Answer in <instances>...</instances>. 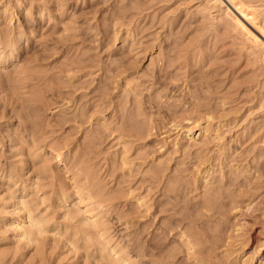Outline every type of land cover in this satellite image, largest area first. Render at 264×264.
Masks as SVG:
<instances>
[{
    "label": "rangeland",
    "instance_id": "1",
    "mask_svg": "<svg viewBox=\"0 0 264 264\" xmlns=\"http://www.w3.org/2000/svg\"><path fill=\"white\" fill-rule=\"evenodd\" d=\"M234 29L213 0H0V264L264 261V58Z\"/></svg>",
    "mask_w": 264,
    "mask_h": 264
},
{
    "label": "bare ground",
    "instance_id": "2",
    "mask_svg": "<svg viewBox=\"0 0 264 264\" xmlns=\"http://www.w3.org/2000/svg\"><path fill=\"white\" fill-rule=\"evenodd\" d=\"M213 2H215V3H217L218 5H219V7H220V9H222V12L224 13V15H225V17H226V19L228 20V22H230L231 24H233V27L236 29V28H239V29H237V30H240V29H242L244 32H246V33H248V35H250V39H251V43H252V45L253 46H255V47H258V48H260V50L262 51V53H263V58H264V41L263 40H260V38L255 34V33H252V29L250 30V28H249V26L248 25H253V26H255V25H257L259 22H260V20L258 19V14H259V10L257 9V6L255 7V4L254 5H252V4H248V3H246L244 0H213ZM259 8V7H258ZM262 8V7H261ZM260 9V8H259ZM221 11V10H220ZM261 16V15H260ZM263 16V15H262ZM260 18V17H259ZM221 19H223V17L221 18ZM261 22L262 23H260V25L261 26H259V27H261V29L262 30H260V31H263L264 32V19L262 20L261 19ZM251 27V26H250ZM256 27V26H255ZM234 29V30H235ZM256 29H257V27H256ZM236 31V30H235ZM242 31V32H243ZM241 32V31H240ZM262 32V33H263ZM2 39V38H1ZM1 39H0V41H1ZM248 39H249V37H248ZM3 40V39H2ZM0 56H1V54L2 53H5V55H12L13 54V52H14V50L16 49V46H15V43L14 42H12V41H9V40H7L6 42H0ZM253 48V47H252ZM258 48H256V49H258ZM82 90V89H81ZM105 96V95H104ZM94 117V116H93ZM207 127V126H206ZM51 128V127H50ZM205 128L204 127H202V126H200V130L202 131V133H203V130H204ZM208 129V127L206 128V130ZM189 135V134H188ZM194 137V136H193ZM59 154V153H58ZM57 160V159H56ZM68 168H70V167H68ZM73 169V168H72ZM72 169L70 168L68 171H72ZM155 169V168H154ZM70 171V172H71ZM72 173L73 174H75L74 173V171H72ZM222 175V174H221ZM75 176V175H74ZM205 179H206V177H204ZM208 178V177H207ZM206 181V180H205ZM244 191V190H243ZM217 196V195H216ZM215 196V197H216ZM23 197V196H22ZM27 197V196H26ZM219 198V197H218ZM208 201L210 202L209 204H208V206L209 207H211V206H213V204H214V200H213V197H208ZM216 199H217V197H216ZM23 200V199H22ZM64 200V199H63ZM75 200V199H74ZM88 200V199H87ZM68 201V200H67ZM77 201V200H76ZM95 201H98V200H95ZM22 202V201H21ZM64 202H65V200H64ZM63 202V203H64ZM81 202V201H80ZM68 203V202H67ZM78 203V202H77ZM96 203V202H95ZM104 203V202H103ZM22 204L23 205H25V206H27L26 205V200H24V202H22ZM65 204V203H64ZM206 204V205H207ZM250 204V203H249ZM249 204H248V207H249ZM78 205V204H77ZM95 207H97V206H99V202H97V204H93ZM93 205H92V207H93ZM103 206H105L104 204H103ZM216 206H217V203H216ZM237 206V205H236ZM92 207H86L85 208V210L84 211H87V212H89L91 209H92ZM94 207V208H95ZM106 207V206H105ZM204 207V206H203ZM214 207V206H213ZM99 208H100V206H99ZM107 208V207H106ZM261 208V207H260ZM260 208H258V207H254L253 208V210H258V209H260ZM108 209V208H107ZM249 209V208H248ZM94 210V209H93ZM92 210V211H93ZM96 210V209H95ZM102 210V209H101ZM168 210V209H167ZM208 210V209H207ZM210 210V209H209ZM91 211V212H92ZM171 211V210H170ZM260 211V210H259ZM28 212V221H29V230H28V232L27 231H25V230H23V232H22V235H24L25 233H32V231L34 230V232L36 231V232H42V231H44L43 233H45V230H47L48 229V222H47V220L43 217V216H39V215H35V214H33V211L31 212V210H28L27 211ZM90 212V215L89 216H87V217H89L90 218V220L88 221V219H84V220H87L86 222H84L85 224L87 223L88 225H91V226H93L94 228H95V230H96V232L97 233H103L104 231H105V229H106V224L104 225V223H101L100 221H99V217H98V215L96 214V213H91ZM93 212H95V211H93ZM98 212V211H97ZM100 212V211H99ZM103 212H105V211H103ZM212 212V211H211ZM258 212V211H257ZM86 213V212H85ZM101 213V212H100ZM255 213V212H254ZM89 214V213H88ZM222 214V213H221ZM264 215V209H262L261 210V212L260 213H257V214H254L253 216V219L254 218H256V217H258V220H260V223L263 225L264 224V217H262L263 215ZM262 215V216H261ZM157 218V217H156ZM70 220V219H69ZM83 220V219H82ZM159 220V219H158ZM182 220V218H177V221H175L174 220V222H172L170 225H165V226H163L164 228H165V230H166V228H167V232L170 234V235H172V236H174L176 233L178 234V239H179V242H178V245H179V247H180V250L182 251H184V253H185V255L187 256V257H190V258H194L195 260L198 258V254L197 255H195V253H197V252H199V248H195V244L197 243H195V241L192 239V238H189V235H187V234H185V232H180V233H178V231L177 232H175L176 230H173L174 229V227L177 225V224H179L180 223V221ZM256 221H257V219H255ZM254 220V221H255ZM248 221H249V219H247L246 221H245V223H247V224H249L248 223ZM259 222V221H258ZM258 222H256L255 223V226H253V230L254 231H257V235L255 234V235H253L252 236V239H254V240H256L257 239V236L261 233V227L262 228H264V226H262V225H260V223H258ZM20 223V222H19ZM17 224L18 226H20L21 224ZM77 223V222H76ZM79 223V222H78ZM77 223V224H78ZM84 223H82V224H84ZM258 223V224H257ZM81 225V224H80ZM182 225V224H181ZM181 225H180V227H181ZM184 225V224H183ZM127 226V225H126ZM160 227V226H159ZM242 227L244 228V224H243V226H241V228H239V229H242ZM51 228V227H50ZM161 228V227H160ZM159 228V229H160ZM179 229V228H178ZM183 230V229H182ZM193 231V230H192ZM191 231V232H192ZM82 232L85 234V235H87V237L89 236V230H82ZM190 232V233H191ZM106 233V232H105ZM263 233H264V231H263ZM195 234V233H194ZM193 234V235H194ZM82 235V234H81ZM105 235V234H104ZM127 235V234H126ZM167 235V234H166ZM192 235V236H193ZM199 235V234H198ZM100 237V236H99ZM167 237V236H166ZM89 238V237H88ZM198 238V237H197ZM200 238V237H199ZM198 238V239H199ZM231 238V237H230ZM194 239H196V238H194ZM197 239V240H198ZM129 240H131V239H129ZM108 241H109V239H106L105 241H103V243H99L100 245H101V248L100 249H102V251L103 250H106L109 254H111V252H112V254H114V256H110V258L111 257H114V258H111L112 260H110L113 264H130V262L129 261H126V258L127 257H125L124 256V253L123 252H120V250H118V249H116L114 246H112L111 247V245L110 244H108ZM111 241V240H110ZM109 241V242H110ZM76 243L77 241L76 240H74L73 241V243ZM232 244V243H231ZM198 245V244H197ZM200 245V244H199ZM178 247V246H177ZM199 247V246H198ZM264 247V246H263ZM262 247V248H263ZM176 250H177V248H176ZM182 251V252H183ZM114 252V253H113ZM240 252V251H239ZM127 253V252H126ZM126 253H125V255H126ZM176 253V251H173V254H175ZM102 254V253H101ZM181 254V253H180ZM201 255V254H200ZM109 256H108V258H109ZM175 256V255H174ZM201 256H203V255H201ZM200 256V257H201ZM129 257V256H128ZM172 257V256H171ZM233 257V256H232ZM204 259V258H203ZM192 260V259H191ZM98 262V261H97ZM202 262V261H201ZM259 264H264V261L262 260L261 262H259Z\"/></svg>",
    "mask_w": 264,
    "mask_h": 264
},
{
    "label": "clouds",
    "instance_id": "3",
    "mask_svg": "<svg viewBox=\"0 0 264 264\" xmlns=\"http://www.w3.org/2000/svg\"><path fill=\"white\" fill-rule=\"evenodd\" d=\"M43 233L42 232H33V233H25L24 234V239L25 242L31 246L33 244L39 243L40 238H42Z\"/></svg>",
    "mask_w": 264,
    "mask_h": 264
}]
</instances>
